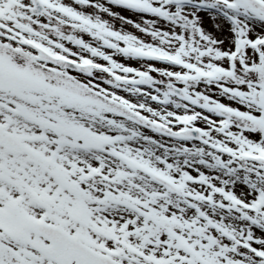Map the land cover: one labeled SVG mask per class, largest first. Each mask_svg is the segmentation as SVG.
Listing matches in <instances>:
<instances>
[{
    "label": "snow or ice",
    "instance_id": "1",
    "mask_svg": "<svg viewBox=\"0 0 264 264\" xmlns=\"http://www.w3.org/2000/svg\"><path fill=\"white\" fill-rule=\"evenodd\" d=\"M0 264H264V0H0Z\"/></svg>",
    "mask_w": 264,
    "mask_h": 264
},
{
    "label": "rangeland",
    "instance_id": "2",
    "mask_svg": "<svg viewBox=\"0 0 264 264\" xmlns=\"http://www.w3.org/2000/svg\"><path fill=\"white\" fill-rule=\"evenodd\" d=\"M117 27H119V22H117ZM118 59H120V58H118ZM127 63H130V64H133V65H135L136 64V62L135 61H131V60H129V61H126Z\"/></svg>",
    "mask_w": 264,
    "mask_h": 264
}]
</instances>
